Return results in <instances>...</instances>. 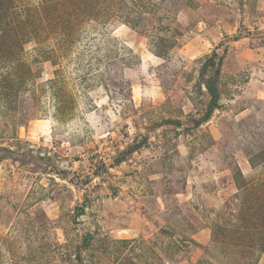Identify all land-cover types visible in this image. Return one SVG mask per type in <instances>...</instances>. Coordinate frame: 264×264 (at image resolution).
<instances>
[{
  "label": "rangeland",
  "instance_id": "rangeland-1",
  "mask_svg": "<svg viewBox=\"0 0 264 264\" xmlns=\"http://www.w3.org/2000/svg\"><path fill=\"white\" fill-rule=\"evenodd\" d=\"M0 264H264V0H0Z\"/></svg>",
  "mask_w": 264,
  "mask_h": 264
},
{
  "label": "trees",
  "instance_id": "trees-1",
  "mask_svg": "<svg viewBox=\"0 0 264 264\" xmlns=\"http://www.w3.org/2000/svg\"><path fill=\"white\" fill-rule=\"evenodd\" d=\"M214 56L217 57L216 54H215ZM220 59H221V63H222V61H223V57L220 58ZM209 64H212V65H213V60H212V59L209 61ZM219 74H220V71H217V72L215 73L216 77H218ZM214 80H216V79H214ZM206 86H207V89H208L209 93H210L211 96H212V105H211V108H212V110H213V109H215V107H216L217 104H218V100H219V91H218L216 85H214V84L212 83V81L206 82Z\"/></svg>",
  "mask_w": 264,
  "mask_h": 264
}]
</instances>
